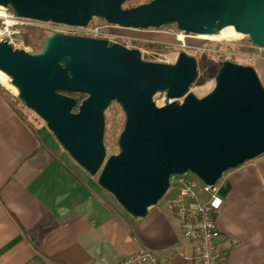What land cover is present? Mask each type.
<instances>
[{
    "label": "water",
    "instance_id": "1",
    "mask_svg": "<svg viewBox=\"0 0 264 264\" xmlns=\"http://www.w3.org/2000/svg\"><path fill=\"white\" fill-rule=\"evenodd\" d=\"M124 1L0 0V6L72 26L93 17L143 29L175 23L195 35L232 26L264 47V0H150L123 8ZM0 70L60 146L134 217L146 216L174 175L189 171L214 187L229 169L264 153V86L250 65L225 60L213 88L198 97L189 91L197 61L184 51L174 63L150 61L121 43L53 31L34 53L0 41ZM64 90L86 94L77 111ZM112 101L125 122L118 152L107 156L104 111Z\"/></svg>",
    "mask_w": 264,
    "mask_h": 264
},
{
    "label": "crops",
    "instance_id": "2",
    "mask_svg": "<svg viewBox=\"0 0 264 264\" xmlns=\"http://www.w3.org/2000/svg\"><path fill=\"white\" fill-rule=\"evenodd\" d=\"M215 189L222 264H264V153L226 172ZM159 202L144 217L126 212L0 92V264H104L140 249L162 264H192V242L172 205Z\"/></svg>",
    "mask_w": 264,
    "mask_h": 264
},
{
    "label": "rangeland",
    "instance_id": "3",
    "mask_svg": "<svg viewBox=\"0 0 264 264\" xmlns=\"http://www.w3.org/2000/svg\"><path fill=\"white\" fill-rule=\"evenodd\" d=\"M145 1L129 0L124 6ZM92 20V25L97 24L103 26L101 30L108 34L109 39L119 40L128 46L139 49L145 60L174 63L180 51H184L195 57L197 61V75L190 84L189 91L198 97L205 95L213 88L215 76L225 60L252 66L264 86V47L253 44L247 35L240 34L239 36L227 39H210L202 38L195 34H185L178 29L175 23L162 25L158 28L150 27L143 29L106 24L105 20L97 19V17H93ZM1 26L2 23L0 20V28ZM14 31V47L24 48L28 52H32L42 47L44 39L51 32L57 31L68 34L73 30L65 25L47 21L38 22L37 25H19L15 27ZM180 36H183L181 37L182 39ZM145 43H158L162 44L163 47L147 48L144 45ZM8 78L10 80L9 76ZM0 85L17 97L10 88L1 82ZM18 100L23 106V112L28 119L35 126L45 127L48 130L45 121L29 109L25 102L19 98ZM154 100L158 105H161L163 104L164 95L156 94ZM104 117L105 127L103 140L106 155L108 156L118 152L117 140L125 122V113L119 103L112 101L105 109ZM91 176L97 180V175ZM196 180L198 182V179ZM220 180H218L216 186H218ZM173 196L172 189H168L160 200L159 206L169 208L172 205L171 199Z\"/></svg>",
    "mask_w": 264,
    "mask_h": 264
},
{
    "label": "built area",
    "instance_id": "4",
    "mask_svg": "<svg viewBox=\"0 0 264 264\" xmlns=\"http://www.w3.org/2000/svg\"><path fill=\"white\" fill-rule=\"evenodd\" d=\"M0 20L2 23L0 41L7 40L13 46V35L15 34L14 29L16 26L37 25L38 22H47L19 16L14 12H9L5 7H2ZM58 24L65 25L73 30L68 34L110 38L107 33L101 30L102 25L87 24L85 26H72L64 23ZM196 179L198 178L189 171L170 178L169 189L171 188L174 193L172 207L179 220L184 236L194 246L195 251L192 256V264H222L227 255V250L226 247L219 243L221 234L215 219L216 212L221 204V198L215 189L216 185L211 187L199 179L197 182ZM201 194L206 195L205 199L201 198ZM104 264L162 263L153 251L140 249L116 261Z\"/></svg>",
    "mask_w": 264,
    "mask_h": 264
},
{
    "label": "trees",
    "instance_id": "5",
    "mask_svg": "<svg viewBox=\"0 0 264 264\" xmlns=\"http://www.w3.org/2000/svg\"><path fill=\"white\" fill-rule=\"evenodd\" d=\"M9 12H13V10L8 7L7 8ZM147 48H162L163 45L162 44H158V43H145L144 44ZM224 61V60H223ZM0 92L3 94L4 98L6 99V101L10 104V106L23 118H25V120H27L28 123H30V125L32 127L35 128V125L32 121H30L28 119V117L24 114L23 112V106L20 104L19 100L17 97H15L14 95H12L11 93H9L3 86L0 85ZM63 93L70 95L72 97H74L76 99V105L73 107V111H76L78 109V105L81 102V100L83 98L86 97L85 93L82 92H68L66 90L62 91Z\"/></svg>",
    "mask_w": 264,
    "mask_h": 264
},
{
    "label": "bare ground",
    "instance_id": "6",
    "mask_svg": "<svg viewBox=\"0 0 264 264\" xmlns=\"http://www.w3.org/2000/svg\"><path fill=\"white\" fill-rule=\"evenodd\" d=\"M1 11H2V7H0V13H1ZM240 34L241 33L235 31L232 26H225L215 33L199 34L198 36L202 37V38H210V39H227V38L239 36ZM181 37L182 36H180V38ZM0 82L3 85H5L6 87L10 88V90L19 99H21L23 102H26L27 99H26L24 93L22 92V90L18 86L11 83V81L8 78V75L5 72H3L2 70H0Z\"/></svg>",
    "mask_w": 264,
    "mask_h": 264
},
{
    "label": "flooded vegetation",
    "instance_id": "7",
    "mask_svg": "<svg viewBox=\"0 0 264 264\" xmlns=\"http://www.w3.org/2000/svg\"><path fill=\"white\" fill-rule=\"evenodd\" d=\"M129 0H125L123 3H122V7L123 8H129V7H133V6H135V5H138V4H140V3H138V4H130V5H127V6H124V4L125 3H127ZM148 1H150V0H146L145 2H148ZM145 2H142V3H145ZM93 19V18H92ZM90 20L89 22H88V24H92L93 23V20ZM97 19H103V18H101V17H97ZM104 20V19H103ZM107 24H111V23H108V22H106ZM112 25H116V26H120V25H117V24H112ZM120 27H123V26H120ZM104 39H108V40H111V41H114V42H117V43H121V44H124V43H122L121 41H119V40H113V39H109V38H104ZM124 45H126V44H124ZM126 46H128V45H126ZM128 47H130V48H134V47H131V46H128ZM41 49V48H40ZM40 49H38L37 51H32L31 53H34V52H38V51H40ZM141 57H142V55H141ZM143 58V57H142ZM77 111V110H76Z\"/></svg>",
    "mask_w": 264,
    "mask_h": 264
}]
</instances>
